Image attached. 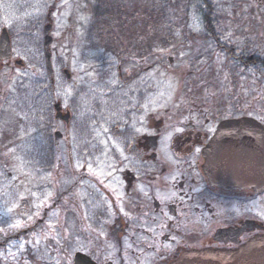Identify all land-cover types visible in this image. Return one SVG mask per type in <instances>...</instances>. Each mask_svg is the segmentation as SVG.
<instances>
[{
	"label": "rangeland",
	"instance_id": "obj_1",
	"mask_svg": "<svg viewBox=\"0 0 264 264\" xmlns=\"http://www.w3.org/2000/svg\"><path fill=\"white\" fill-rule=\"evenodd\" d=\"M213 3L223 17L221 36L264 55V0ZM107 9L117 15L121 10L124 27L105 23L107 48L96 51L87 44L92 23L85 0H0V29L11 34L13 49L11 63H0V264H73L76 253L91 254L101 264L119 257L90 220L111 206L108 190L121 201L115 180L104 182L116 166L112 151L121 148L111 130L123 122L122 107L138 106L139 91L147 94L132 128L143 135L147 130L139 125L161 124L163 156L170 155L185 124L209 125L211 134L219 121L250 112L264 125V81L253 75L249 80L219 55H208L196 36L202 23L193 7L183 0H143L113 2ZM49 24L53 77L44 50ZM119 48L120 57L113 51ZM29 85L41 90L49 126L44 117L35 129L19 102ZM58 104L64 115L71 113L69 125L56 121ZM57 132L63 141L55 146ZM123 254L124 264H132L131 249Z\"/></svg>",
	"mask_w": 264,
	"mask_h": 264
},
{
	"label": "flooded vegetation",
	"instance_id": "obj_2",
	"mask_svg": "<svg viewBox=\"0 0 264 264\" xmlns=\"http://www.w3.org/2000/svg\"><path fill=\"white\" fill-rule=\"evenodd\" d=\"M5 31L0 29V40ZM145 94L139 91L138 106L122 107L123 122L111 130L121 148L112 151L116 166L104 182L115 180L121 201L108 190L111 206L90 220L93 230L108 235L119 252L108 264H124L127 248L132 264H176L204 253H236L264 237V178L245 176L243 184L237 181L243 171L250 174L264 164L263 156L257 155L264 153V143H245L242 152L240 143L232 152L219 150L222 145L207 151L221 125L235 119L219 121L211 134L209 125L193 122L182 127L168 149L170 155L163 156L161 124L139 125L147 130L143 135L132 128L133 117L143 114ZM219 175L239 178L235 185H226L212 180ZM84 255L101 264L93 255Z\"/></svg>",
	"mask_w": 264,
	"mask_h": 264
},
{
	"label": "trees",
	"instance_id": "obj_3",
	"mask_svg": "<svg viewBox=\"0 0 264 264\" xmlns=\"http://www.w3.org/2000/svg\"><path fill=\"white\" fill-rule=\"evenodd\" d=\"M141 2L143 0H96L94 4L85 0L90 6L91 14V27L89 30L90 38L87 39V44L93 50L106 49L107 44L102 36V28L105 23L111 28H118L122 30L124 23L121 21V10L118 13H114L112 10L107 9V6L113 2L125 3L126 5H133L134 2ZM188 8L193 7L197 15L201 18L202 31L197 33V39L205 44L209 49L207 52L210 57L213 55H219L221 60L225 62L226 65L234 66L237 71L244 72V77L251 79V76H256L264 81V55L260 52H248L239 49L238 46L230 44L224 37L221 36V25H222V13L218 7L213 3V0H183ZM120 6V5H119ZM139 18V15H138ZM151 19L148 18V21ZM117 24H114L116 23ZM150 25V22L148 23ZM156 37L162 42L163 37L158 34L160 30L157 29ZM187 33V39H193L191 32ZM88 37V36H87ZM150 47V46H149ZM141 48H139L140 50ZM135 50V49H134ZM114 54L120 57V48L113 49ZM211 64H214L217 58H208ZM41 90L39 87L33 85L28 86V91L25 90L24 95L20 96L19 102L22 107L31 113L30 121L38 129V123L42 121L45 115L40 103ZM47 115L46 126L50 125V118ZM250 117V112L247 114Z\"/></svg>",
	"mask_w": 264,
	"mask_h": 264
},
{
	"label": "water",
	"instance_id": "obj_4",
	"mask_svg": "<svg viewBox=\"0 0 264 264\" xmlns=\"http://www.w3.org/2000/svg\"><path fill=\"white\" fill-rule=\"evenodd\" d=\"M52 27L49 25L44 30V49L46 57V68L50 77L54 76L53 64H52V54L50 52L52 46L51 38ZM12 61V46L9 35L7 32H4L0 40V63H10ZM16 66H22L21 61L15 62ZM67 79H71L69 72L65 71ZM56 113V120L61 121L64 124L68 125L70 123L71 115L69 113L63 115L62 107L60 104L54 107ZM63 140V135L59 132L54 134L55 145H59ZM241 144L239 151H244L245 143L252 144H263L264 143V127L257 120L253 118H243L241 120L228 121L221 125L219 132L213 139L212 143L207 147V151L212 150V146H223L219 148L224 152H232L235 150V145ZM215 149V148H214ZM254 151L252 156H254ZM257 155H262L264 158V153H258ZM264 160V159H263ZM220 176V177H219ZM214 176L213 181L217 183H222L226 185H235L236 179L230 175L226 176ZM245 176H251L254 178H264V164L257 169L251 171V173H241L242 184L244 182ZM224 177V178H223ZM189 258L182 259L176 264H264V237L258 238L251 242L248 246L242 248L239 252L220 255V254H209L204 253L196 256H188ZM74 264H95L88 257L79 253L74 257Z\"/></svg>",
	"mask_w": 264,
	"mask_h": 264
}]
</instances>
